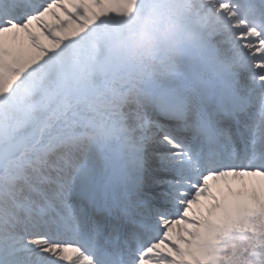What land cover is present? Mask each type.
Instances as JSON below:
<instances>
[{
    "label": "snow or ice",
    "instance_id": "1",
    "mask_svg": "<svg viewBox=\"0 0 264 264\" xmlns=\"http://www.w3.org/2000/svg\"><path fill=\"white\" fill-rule=\"evenodd\" d=\"M0 264H264V0H0Z\"/></svg>",
    "mask_w": 264,
    "mask_h": 264
},
{
    "label": "bare ground",
    "instance_id": "2",
    "mask_svg": "<svg viewBox=\"0 0 264 264\" xmlns=\"http://www.w3.org/2000/svg\"><path fill=\"white\" fill-rule=\"evenodd\" d=\"M235 183H238V182H235Z\"/></svg>",
    "mask_w": 264,
    "mask_h": 264
}]
</instances>
